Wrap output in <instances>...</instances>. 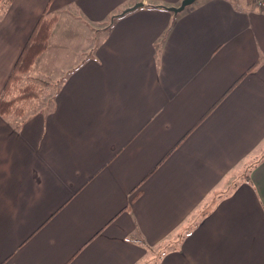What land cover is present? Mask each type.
I'll return each instance as SVG.
<instances>
[{
  "label": "crops",
  "instance_id": "0c3cea01",
  "mask_svg": "<svg viewBox=\"0 0 264 264\" xmlns=\"http://www.w3.org/2000/svg\"><path fill=\"white\" fill-rule=\"evenodd\" d=\"M182 1L8 0L0 99L42 17L107 26L0 114V264H264V8Z\"/></svg>",
  "mask_w": 264,
  "mask_h": 264
},
{
  "label": "rangeland",
  "instance_id": "374dc122",
  "mask_svg": "<svg viewBox=\"0 0 264 264\" xmlns=\"http://www.w3.org/2000/svg\"><path fill=\"white\" fill-rule=\"evenodd\" d=\"M8 0H1L0 1V14L2 10H5L8 7ZM164 7V6H163ZM56 17V22L53 25L52 31L54 32V38L53 42L55 40H59L60 42L64 43L65 47L61 49V51H57V56H63V51H72L76 48H83L85 47V44L89 43L91 47H94L96 40L101 38V35L97 33V29H104V26H107V24L102 25H94L93 27H89L85 25V22L81 20V17L78 15V13L72 12V10H67L64 13H59L57 15H54ZM53 17V16H50ZM91 25V24H90ZM95 29V31L93 30ZM52 35V32H51ZM51 38V36H50ZM50 40V39H49ZM56 51V49H55ZM90 51V48L85 50V57L87 56V52ZM44 72L42 73V76L40 77V81L38 79H34L31 76V72L28 75H26L22 81L19 83L18 88H24L27 86H34L36 88V91L39 93V97H45V99L50 96L51 91H54L55 85H53V81L55 78H62L61 70L56 69L52 71V74L49 73V71L45 68ZM60 73V74H59ZM59 74V75H58ZM38 76V74H35ZM26 79L25 84H23V80ZM36 80V81H35ZM55 84V81H54ZM14 91V90H13ZM18 94V90H15V93H13L12 96H15ZM8 99H11L12 97H7ZM18 109L21 108V105L17 106Z\"/></svg>",
  "mask_w": 264,
  "mask_h": 264
},
{
  "label": "trees",
  "instance_id": "16d2710c",
  "mask_svg": "<svg viewBox=\"0 0 264 264\" xmlns=\"http://www.w3.org/2000/svg\"><path fill=\"white\" fill-rule=\"evenodd\" d=\"M11 1L12 0H9V2ZM157 8L164 9L163 7ZM56 20V17L53 16L46 18L42 17L38 21L14 67L7 84L4 87L3 94L0 99L1 115L7 116L9 114L16 113L19 110L17 108L19 103L38 97L39 93L36 91L34 86H26L19 89L18 85L22 79L30 73L38 57L47 50L52 28ZM15 90H18V94L12 96L13 93H15ZM9 96L12 98L8 99L7 97Z\"/></svg>",
  "mask_w": 264,
  "mask_h": 264
},
{
  "label": "water",
  "instance_id": "95a60500",
  "mask_svg": "<svg viewBox=\"0 0 264 264\" xmlns=\"http://www.w3.org/2000/svg\"><path fill=\"white\" fill-rule=\"evenodd\" d=\"M198 0H183L181 2V5L179 7H163L164 9H166L167 11L173 13L174 15H178L179 13H182L184 10H186L187 8L191 7L192 5H194ZM143 7L142 3H138L136 5H134L133 7L123 11V13H121V16L135 11L138 8Z\"/></svg>",
  "mask_w": 264,
  "mask_h": 264
},
{
  "label": "built area",
  "instance_id": "2783aa9c",
  "mask_svg": "<svg viewBox=\"0 0 264 264\" xmlns=\"http://www.w3.org/2000/svg\"><path fill=\"white\" fill-rule=\"evenodd\" d=\"M253 1L257 8H260V9L264 8V0H253Z\"/></svg>",
  "mask_w": 264,
  "mask_h": 264
}]
</instances>
